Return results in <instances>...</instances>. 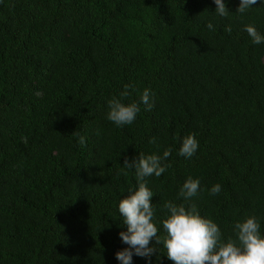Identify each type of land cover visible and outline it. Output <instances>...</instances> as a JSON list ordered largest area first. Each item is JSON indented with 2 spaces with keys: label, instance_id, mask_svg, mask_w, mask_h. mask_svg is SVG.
I'll list each match as a JSON object with an SVG mask.
<instances>
[{
  "label": "trees",
  "instance_id": "obj_1",
  "mask_svg": "<svg viewBox=\"0 0 264 264\" xmlns=\"http://www.w3.org/2000/svg\"><path fill=\"white\" fill-rule=\"evenodd\" d=\"M238 2L219 18L212 0H0V264H117L123 161L165 148L169 167L147 178L157 218L192 176L224 239L247 215L264 233V44L243 31L264 32V5L240 15ZM126 83L127 102L148 88L153 107L118 128L106 101ZM155 247L151 264H172Z\"/></svg>",
  "mask_w": 264,
  "mask_h": 264
},
{
  "label": "clouds",
  "instance_id": "obj_2",
  "mask_svg": "<svg viewBox=\"0 0 264 264\" xmlns=\"http://www.w3.org/2000/svg\"><path fill=\"white\" fill-rule=\"evenodd\" d=\"M216 17L224 18L230 13L227 0H212ZM264 5V0H239L235 13L243 15L255 5ZM205 28L215 31L211 20ZM224 31L231 33L232 27L226 25ZM243 31L253 45L264 44V32L253 24H245ZM135 92L131 83L123 84L117 95L106 101L105 117L116 127L132 124L143 105L144 111L153 107V94L148 88L139 93L138 100L127 102ZM151 137L149 143L156 144ZM83 145V137L78 138ZM199 148L195 133L179 137L176 154L184 159L192 158ZM172 149L165 148L161 153L138 154L123 166L132 172L134 183L130 184L117 203V213L124 230L118 233L122 244L126 245L114 253L117 264H133V257H140L145 264H151V258L158 251L159 245L164 256L172 264H264V233L261 222L255 215H247L237 220L232 226L233 236L224 239L219 225L201 215L193 198L203 189L199 178L188 176L180 185L177 200L164 201V215L157 218V208L151 201L154 193L148 187L147 178L160 177L169 165L166 163ZM221 185L215 183L208 189L209 195L216 196ZM159 233H162L159 234Z\"/></svg>",
  "mask_w": 264,
  "mask_h": 264
}]
</instances>
